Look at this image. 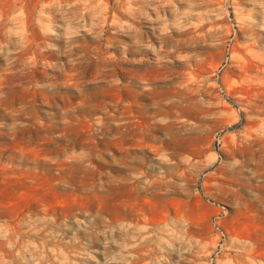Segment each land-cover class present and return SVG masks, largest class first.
Segmentation results:
<instances>
[{"label": "rangeland", "instance_id": "1", "mask_svg": "<svg viewBox=\"0 0 264 264\" xmlns=\"http://www.w3.org/2000/svg\"><path fill=\"white\" fill-rule=\"evenodd\" d=\"M0 264H264V0H0Z\"/></svg>", "mask_w": 264, "mask_h": 264}]
</instances>
